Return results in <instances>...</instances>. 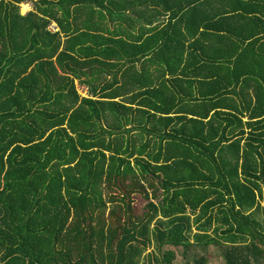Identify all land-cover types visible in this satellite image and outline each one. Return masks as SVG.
<instances>
[{"label": "trees", "instance_id": "16d2710c", "mask_svg": "<svg viewBox=\"0 0 264 264\" xmlns=\"http://www.w3.org/2000/svg\"><path fill=\"white\" fill-rule=\"evenodd\" d=\"M25 1L0 0V264H173L166 247L194 245L264 264V79L200 98L144 83L143 52L91 23L106 0Z\"/></svg>", "mask_w": 264, "mask_h": 264}, {"label": "crops", "instance_id": "0c3cea01", "mask_svg": "<svg viewBox=\"0 0 264 264\" xmlns=\"http://www.w3.org/2000/svg\"><path fill=\"white\" fill-rule=\"evenodd\" d=\"M35 1L20 3L19 14L34 12ZM105 4V18L99 19L98 8L91 23H101L105 35L126 41L130 58L134 48L143 52L136 64L130 60L129 70L144 83L193 81L190 91L200 98L206 93L231 94L233 81H238V88L245 79H264V0H106ZM21 5L28 9L22 12ZM61 10L57 11L62 14ZM87 19L88 13H84L80 21ZM48 30L54 34L61 28L52 20ZM62 36L63 50L71 35ZM210 82L217 84L208 90L200 87V83ZM75 85L82 98L92 97L86 84L75 81ZM78 85L87 91L85 96ZM167 86L171 94L188 93L184 82Z\"/></svg>", "mask_w": 264, "mask_h": 264}, {"label": "rangeland", "instance_id": "374dc122", "mask_svg": "<svg viewBox=\"0 0 264 264\" xmlns=\"http://www.w3.org/2000/svg\"><path fill=\"white\" fill-rule=\"evenodd\" d=\"M22 11V8H21ZM25 12V11H24ZM78 89L80 94L83 96L86 95L87 91L84 90L83 87L78 85ZM159 197H162V191L159 194ZM137 208V207H136ZM194 219V218H193ZM198 224H203V226H207V220L206 218H202L201 221ZM194 227V233L196 232V227L197 224L193 225ZM214 228L213 223H211V226L209 229H207V233L212 235V229ZM194 239L191 237V242H193ZM155 247H150L148 248L142 255V260H140V262H145L148 263V255L150 254H156L157 255V251L156 249H154ZM174 251L177 255L176 260L173 262V264H194V262L196 260L199 259H204L206 261V264H222L223 258H222V249L220 246H213V245H209V246H201V245H194L191 249H189L188 251L184 250V249H174L171 247H166L164 249V251ZM146 258V259H145Z\"/></svg>", "mask_w": 264, "mask_h": 264}, {"label": "bare ground", "instance_id": "6f19581e", "mask_svg": "<svg viewBox=\"0 0 264 264\" xmlns=\"http://www.w3.org/2000/svg\"><path fill=\"white\" fill-rule=\"evenodd\" d=\"M22 12L26 11L28 9L27 5H21Z\"/></svg>", "mask_w": 264, "mask_h": 264}]
</instances>
